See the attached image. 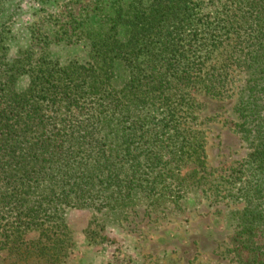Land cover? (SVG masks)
I'll list each match as a JSON object with an SVG mask.
<instances>
[{
    "label": "trees",
    "instance_id": "trees-1",
    "mask_svg": "<svg viewBox=\"0 0 264 264\" xmlns=\"http://www.w3.org/2000/svg\"><path fill=\"white\" fill-rule=\"evenodd\" d=\"M218 1L206 14L204 0H89L67 14L87 60L2 57L0 259L59 264L67 208L122 215L154 202L157 171L203 162L188 116L199 96L228 91L240 67L251 176L228 252L264 264V0Z\"/></svg>",
    "mask_w": 264,
    "mask_h": 264
},
{
    "label": "rangeland",
    "instance_id": "rangeland-1",
    "mask_svg": "<svg viewBox=\"0 0 264 264\" xmlns=\"http://www.w3.org/2000/svg\"><path fill=\"white\" fill-rule=\"evenodd\" d=\"M88 1L0 0V61L17 51L22 59L29 52L33 61L87 60L78 37L67 34V14ZM204 1L206 14L219 10L218 0ZM231 71L230 89L219 97L199 96L197 118L187 119L201 133L203 162L185 160L173 174L157 171L153 176L159 177L158 187L149 192L155 201L129 203L132 209L122 215L67 208L59 264H239L231 262L228 249L245 206L240 191L251 176L252 148L236 109L247 73L240 67ZM25 85L23 79L18 88ZM0 264L46 262L11 257Z\"/></svg>",
    "mask_w": 264,
    "mask_h": 264
}]
</instances>
